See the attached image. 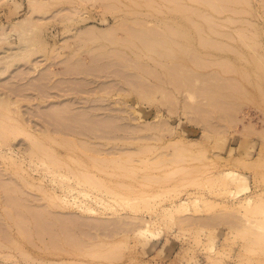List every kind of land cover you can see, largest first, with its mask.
Here are the masks:
<instances>
[{
    "label": "rangeland",
    "instance_id": "obj_1",
    "mask_svg": "<svg viewBox=\"0 0 264 264\" xmlns=\"http://www.w3.org/2000/svg\"><path fill=\"white\" fill-rule=\"evenodd\" d=\"M44 1L37 11L29 0H0V264H264V249L235 235L232 226L258 229L229 196L236 185L219 176L238 171L250 187L243 196L264 193V0H211L225 13L192 0L190 11L173 10L172 25L149 23L150 34L171 38L167 55L142 48L147 22H132L137 12ZM201 78L222 86L205 93ZM59 182L97 213L60 201ZM196 196L212 204L192 205L155 237L137 233L142 218Z\"/></svg>",
    "mask_w": 264,
    "mask_h": 264
},
{
    "label": "bare ground",
    "instance_id": "obj_2",
    "mask_svg": "<svg viewBox=\"0 0 264 264\" xmlns=\"http://www.w3.org/2000/svg\"><path fill=\"white\" fill-rule=\"evenodd\" d=\"M104 1H105V4H104L105 10L116 11V10H118L117 8H120V9L125 10L126 13L127 12H129V13L137 12V14L135 15V18L132 20V22H147L145 25H141V26H144V27H141L139 25L140 30L141 29L143 30V28L145 30L147 28L146 26L149 25V23H152V22L153 23H156V24H159V25H164V24H168V23H170L172 25L173 23H171V22H172V19H173V14H172L174 12L173 10L176 11V10L180 9L181 11H187V10L190 11L189 2L192 1V0H114V1L113 0H104ZM198 1H200L204 6H212L218 13H225V11L227 10V7L225 6V4L220 3V2H218L216 4H213L211 0H198ZM43 3H45L44 0H29V6H31L30 9H36L37 11H38V9L40 8V6ZM37 4L40 5L39 8H38V6L35 7ZM133 5L138 6V7L139 6H142V7H145V6L146 7H153L157 11H163V12H165L166 15H159V14H157V13L151 11V10L145 11V9H143V8L137 9ZM124 7H127V9H125ZM128 7H131V8H128ZM36 10H33V13ZM33 13H32V15H33ZM145 15L149 16L150 18L144 17ZM228 16H230V15H228ZM23 19L24 20H18L17 19L16 20L17 22H15V24H12V26L14 25V27H16V28L25 26L26 25L25 23H26L28 17H27V19L26 18H23ZM29 19H30L29 21H30L31 24H32V22L33 23H36L35 20H34V18H32L31 14L29 16ZM118 22H119V24L122 23V21H120V20ZM149 26L152 29V27L154 25L153 26L152 25H149ZM1 28H3V27H1ZM150 28L149 27L147 28L148 31L147 30H145V31L144 30L143 31L141 30V32L144 33V34H142L144 36H142V35L139 36L138 35L139 37H141L140 38L141 39V41H140L141 42V45L144 42L142 48L144 47L146 50H148V48H149V50H151V51L153 50L152 52H155V53L158 52L160 55H162L161 53H163L164 55L165 54L167 55V54H170L171 52H173V44L170 43L171 38H168L167 37L168 35L165 36L167 33L165 32L166 34L164 33L165 34L164 35L162 32L160 33V31L156 29V31H159V32H157V34H159V36H161L160 34H162V36H161L162 38L159 37L160 39H158V35L157 36H154L153 35L156 32H152L151 33L152 35L150 34V32H151L150 31ZM153 28H155V27H153ZM140 30H138V31H140ZM138 31H135V32L138 33ZM141 32H139V33H141ZM95 33H97V31ZM131 33H133V31ZM237 33H239V32H237ZM85 34H87V35L90 34L91 35V34H94V33L91 32V31H86ZM136 34H134V35H136ZM149 35H151V36H149ZM131 36H132V34H131ZM138 36H136V37H138ZM147 36H148V39H145ZM154 37L155 38L157 37V40ZM134 38L135 37H133V40H134ZM152 38H154V39H152ZM167 38L170 39V40H167ZM206 38L207 37H205L204 39H206ZM130 39H132V37ZM135 39L140 40L139 38H135ZM145 40H146V42H145ZM208 40H209V38H207L206 42H205V40H202L204 42L203 44H207V45H209L208 43L212 44L211 40H210V42ZM207 41H208V43H207ZM145 43H147V45H148V47L146 45L147 48L144 46ZM164 43H167V44H165V46H167L166 48H164ZM214 44L215 43L213 42V45ZM207 45H205V46H207ZM215 45H217V44H215ZM160 46H161V48L163 47L164 50L163 49L160 50ZM162 50H163V52H161ZM260 58H263V56L260 57ZM263 61H264V59H263ZM263 61L261 59L259 60V62H261V64H262ZM195 62H197V61H195ZM5 67L7 68V66H5ZM5 67H4V70L6 69ZM185 78H183L181 80V82L184 83V85H188L189 84L188 78H186L187 80ZM174 79L176 80V78H174ZM201 79H203L202 82L205 81L204 84L203 83L201 84L203 87L202 86H199V89H198L199 90V93H201V94H202L203 91H205V93H206V91L209 89L208 87L211 86L210 85L211 83L213 84L214 82H217V81H214V82L209 81L208 84H207V81H208L207 79H205V78H201ZM191 85L192 84L190 83L189 86H191ZM214 85L221 87L222 86V82L220 83V81H218ZM201 87L203 88L202 89L203 91L202 90L200 91ZM143 92H144V90H143ZM143 92L141 91L142 94H143ZM141 93H140V95H141ZM144 93L146 94V98H147V96L150 97V94L147 95V93H151V91L150 92H144ZM145 94H144V96H145ZM218 97H219V95L216 96V94H213V95L210 96L209 99L211 100V103L212 104H214V102L219 103V100L221 98L218 99ZM164 98H165V96H164ZM169 111L172 112V109H170ZM160 120H162V119H160ZM1 145H2V142L0 141V147H1ZM7 147H8V149H12L13 150V148L10 145L7 146ZM31 152H33V151H30V154H31ZM8 155H9V159L10 160L11 159L13 160V157L10 158V156H12L14 154H12V155L11 154H8ZM42 163H43V165H45L47 167L49 173H53V175H55L54 173L56 171L55 170H52V168H51L50 165H48L45 161H42ZM32 164H36V162L35 163L34 162L33 163L31 162V165L30 166H33ZM41 172H43V171H41ZM33 173H35L34 170H33ZM58 175L60 176L61 182L65 181L64 179L68 178V175L65 174V173H61L60 172V173H58ZM220 175H223L221 177L228 178L232 184L236 185V189L231 188V189H228L227 190L229 192V194H230L229 196H231L234 199H239V201H240L239 207L242 208V215L245 217L246 224L247 225L255 226L258 229L255 232L254 231H250L248 228H241L240 230L237 231V228L234 227V226H232V228L237 231V232L235 231V235L236 236L241 235L243 237H246L248 239V241H249V244H248V247L249 248H251V246L257 244L263 250L264 249V218H263V216H264V193L262 195L257 196V197H254V196H247V197H245L243 195L244 194H247L249 192V190H250V187L245 184L246 176H242L241 173H239L238 171L232 170V169L224 170V171H222V173L219 174V176ZM59 176L57 177V179L56 178L54 179V176H49V177H53L52 178L53 180H51L52 181V184L54 183V181H56V180L59 181L60 180V179H58ZM83 176H85V179H86L85 181L88 182L89 184H92V183H95L94 185H97V183L99 184V181L98 182L95 181L92 177L87 176L85 174ZM215 176L217 177L216 179L214 178ZM215 176L214 177L211 176L210 178L214 179V181H218L217 179H219V176H217V175H215ZM207 178L209 180L206 179V181L212 182L211 184H213L214 181H211L209 177H207ZM79 180H80V182L79 181L78 182H79V185H80L81 179L79 178ZM69 181H70V179H69ZM220 181H221V178H220ZM67 183H69V182H67ZM57 184H58V182H57ZM65 185H67V184L65 183ZM55 186H58V185H55ZM61 186L63 188L64 185L61 184ZM74 188H76V187L75 186H72V185L64 186V190L67 191V194L65 192V195L64 196H61V197H63V199L61 198V200L60 199L59 200L60 201L63 200V203L64 202H67L68 204H71L72 203V205L77 206L82 211L84 210V212L85 211L90 212L91 215L97 213L96 212V209L91 204H89L87 201H84V200L79 199V196L73 194ZM61 190H63V189H61ZM45 191H47V190H45ZM53 193L55 194V190H54ZM56 193H57V191H56ZM79 193L82 194V195H84V197L93 198L91 192L89 190H87V189H79ZM47 195H49V192H48ZM50 195H49V197H50ZM118 195H120V194H118ZM57 197H58V194L57 195L55 194V199ZM59 197H60V195H59ZM96 197L98 198L99 196L96 195ZM243 197H245V198H243ZM121 199H123L125 201V203H128V204L130 202L133 203V201H132L133 199H127V200H125L126 198L125 199L124 198H121ZM135 199H137V198H134V200ZM101 201H103V199L100 200V202ZM202 201H204L206 203L205 205H208V204L211 205L213 200H207V201H205V200L201 199V197H199V196H196V197H194L192 199H189V198L181 199L178 202L172 203L171 206H165V207H163V209L161 211H159V212L156 211L155 212L156 214L153 217H149L148 219L147 218H144L145 220H143V218L140 217L139 219L142 218V220L141 221L138 220V221L141 223V225L139 223H137V224H139V226H137L135 229H136L137 233H139L141 235H144V236H147V237H155V236H157V235H159L161 233V231H162L161 225H165V224H168V223L170 224L171 222L172 223H176L177 221H181V220L186 219L187 214H188V211L191 210L192 205H195L197 208H202L203 207L202 204H201ZM126 216L127 215L122 216V217H125L126 218ZM254 216H255V219H253ZM129 217L127 216V218H129ZM137 218H138V216H137ZM137 218L133 217V219H137ZM24 219L25 218H24L23 215H17L16 216V221L18 222L19 228L22 229V231L24 230L23 227L26 226L23 223V222H25ZM129 219H127L128 222L131 223V225H134L135 226L136 225V223H135L136 221L134 220L133 222H131L133 220L132 219V216H131V221H129ZM125 222H126V219H125ZM128 222L126 224H128ZM133 223H135V224H133ZM128 225H126V226L128 227ZM122 226L124 227L125 225H122ZM124 228H126V227H124ZM127 229H125V230H127ZM23 233H25V232L23 231ZM78 239H81V238H78ZM210 239H211V241H209V242H214L213 239H212V237ZM78 241L79 240L76 239V242H78ZM82 241H83V239H82ZM81 243H84V242H81ZM81 243H79V244H81ZM84 244H81V245L84 246ZM89 245L92 246L93 244H89ZM210 249L211 250H214L215 249L214 243H211L210 244ZM97 255L98 256H104L105 258L111 256L109 254V252H107V251H102L101 253H99ZM108 255H110V256H108ZM56 262L57 263H61L59 261H56Z\"/></svg>",
    "mask_w": 264,
    "mask_h": 264
}]
</instances>
